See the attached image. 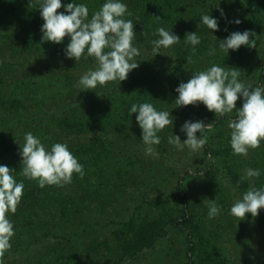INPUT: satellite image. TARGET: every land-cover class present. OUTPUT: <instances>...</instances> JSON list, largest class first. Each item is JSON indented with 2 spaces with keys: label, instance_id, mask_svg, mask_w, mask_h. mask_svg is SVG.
I'll use <instances>...</instances> for the list:
<instances>
[{
  "label": "rangeland",
  "instance_id": "1",
  "mask_svg": "<svg viewBox=\"0 0 264 264\" xmlns=\"http://www.w3.org/2000/svg\"><path fill=\"white\" fill-rule=\"evenodd\" d=\"M185 1L184 13L196 14L198 23L205 13L219 21L220 28L213 33L203 25L168 27L180 37V31L185 28L186 33L198 32L202 54L190 63L176 55L180 46L185 47L186 33L179 44L153 53L151 41L155 29L144 25L136 27L134 43L141 51L136 57L139 66L121 83L110 81L93 89H99L104 95L101 105L82 104L66 110L81 73L75 76L74 85L66 86V79L61 75L25 68L15 73L16 68H9L8 81L0 88L1 93L6 96L25 94L28 88L24 86L31 82V87L38 89V97L45 102L39 114L42 120L34 127L36 133L25 129L22 135L14 134L10 139L7 133L2 135L6 126L0 124V162L10 161L14 155L10 147L15 143L19 148L17 141L23 144L26 132L39 137L48 148L56 142L66 143L69 149L72 144L94 145L86 155L93 165L87 173L88 193L84 202L75 199L74 206L67 210L52 205L43 212V206L39 210L40 217L23 218L19 227L14 223L11 247L0 255V264H201L203 260L210 264H264V219H260L264 208L258 216L249 213L242 220L230 213L234 201L246 190L252 186L264 187V141L250 149L247 156L235 154L228 127L229 120L235 118V109L216 117L203 103L179 107L174 103L179 83L190 79L192 72L212 64L237 67L242 81L264 86V0ZM87 3L95 5L99 0H87ZM143 5L128 7L136 14L134 20ZM38 7L39 0L31 5L29 0H0L1 50L16 43L21 26L30 18L40 16ZM237 18L242 21L240 24L234 23ZM244 30L256 33L257 47L242 45L238 51L229 50V55L219 50L218 40L233 31ZM214 43L217 50L210 55V46ZM7 59L0 54V69ZM145 101L153 103L158 110L172 111L173 115V124L159 133L161 143L155 146L159 153L155 157L145 155L137 114L131 117L128 114L132 103ZM237 106H242V99L237 101ZM17 113L10 115L11 118L17 119L20 116ZM63 113L93 124L84 134L62 130L60 116ZM0 115L4 116V111L1 110ZM94 116L100 121L94 122ZM189 119L214 121L213 127L204 133L207 143L197 152L187 147L178 150L167 143L169 134L180 135L182 141L186 139L180 128ZM19 168L16 175L21 174ZM248 168L260 169L261 175L242 179ZM231 170L241 176L240 182L235 181ZM179 184L186 193V204L173 193ZM65 185H56V193L65 190L67 195L76 197L72 188ZM207 199H215L221 206L220 215L213 219L208 218ZM184 212L194 214L191 223L183 224ZM173 218L176 221L171 222ZM155 219H160L164 225L163 233L153 244L131 256L122 247L123 237Z\"/></svg>",
  "mask_w": 264,
  "mask_h": 264
},
{
  "label": "clouds",
  "instance_id": "2",
  "mask_svg": "<svg viewBox=\"0 0 264 264\" xmlns=\"http://www.w3.org/2000/svg\"><path fill=\"white\" fill-rule=\"evenodd\" d=\"M29 2L31 5L35 0ZM62 7L64 11H58ZM38 8L44 21L40 27L41 43L62 44L65 37H68V43L63 49L66 58L76 61L82 57L95 58V67L89 68L75 83L77 89L93 90L110 81L121 83L139 66L136 57L141 51L134 43L137 32L133 20L125 18L132 13L128 11L124 0H105L91 16L88 5L77 3L76 0L69 3H62V0H39ZM221 15H225L223 10ZM241 22L238 18L234 20L236 24ZM201 25L212 33L220 28L218 18L206 13L200 17L199 27ZM172 29H156L159 38L151 41L153 53H160L161 48L170 49L181 42V37ZM214 39L218 40L215 35ZM183 42L185 46L192 45L195 51V46L201 43V36L198 32H188ZM242 45L257 47L256 33L252 30L233 31L224 39L218 40L219 50L228 55L229 50L238 51ZM216 50L214 43L210 46L209 54H215ZM187 62H191L190 57ZM192 73L190 79L181 81L175 89L178 93L174 102L176 107L199 106L203 103L216 117L230 114L235 109V118L228 123L233 152L247 156L250 149L259 147L264 141V86H253L242 81L241 72L234 66L225 68L212 64ZM241 99L242 106L238 107L237 101ZM133 113L137 114L136 121L142 130L145 155L158 156L155 146L161 143L159 133L173 124L172 111L158 110L153 103L145 101L132 103L128 114L131 117ZM213 122L205 123L202 119L185 120L180 132L185 134L186 139L182 141L180 135L169 134L167 143L178 150L187 147L190 151L197 152L207 143L204 133L213 127ZM17 142L23 165L21 175L36 180L41 188L46 185L62 186L71 182L74 173L81 177L85 174L84 166L66 143L56 142L48 148L32 132L24 134L23 144ZM16 172L15 168L0 164V255L11 247V239L15 233L9 214L16 212L25 188L24 182L16 179ZM260 175V169L248 168L242 179L258 178ZM207 207L209 219L220 215L221 206L215 199H207ZM262 208L264 187L252 186L234 201L230 213L242 220L249 213L253 217L258 216Z\"/></svg>",
  "mask_w": 264,
  "mask_h": 264
},
{
  "label": "trees",
  "instance_id": "3",
  "mask_svg": "<svg viewBox=\"0 0 264 264\" xmlns=\"http://www.w3.org/2000/svg\"><path fill=\"white\" fill-rule=\"evenodd\" d=\"M72 0H62V3H69ZM77 3H86L89 7V14L96 11L94 8L99 7L105 2V0H99V3L88 4L87 0H76ZM124 2L130 7L131 4L135 6H142L137 19L134 20L135 17L134 12L128 10L132 13L128 18L133 20L135 28L138 26L150 27L155 29L154 39H158V35L156 34V29L159 27H164L168 29L169 26H176L181 28L182 26H190L196 27L199 25L198 21L195 19L196 14L188 12L185 14V0H124ZM142 2V3H140ZM58 11H64L63 7ZM193 17V18H192ZM126 18V17H125ZM138 21V22H137ZM43 19L41 16L30 18L28 23H25L21 26L18 36L16 37V43L9 45L6 49L1 50L0 54H4L6 61L3 60L2 67L0 69V88L3 87L8 81L7 71L9 68H16V72L19 69H31L32 71H41L44 73H49L52 75H61L65 77V85H74L75 76L78 73L83 74L89 68L95 67V58L94 57H82L79 61L75 59H69L64 56L63 49L68 43V37H65V40L62 44H55L52 42H43L41 43V31L40 27L43 23ZM140 22V24H139ZM197 28V27H196ZM191 28H189L190 30ZM188 29L185 28L183 31H180L181 37L185 35ZM137 40V38L135 39ZM203 46L196 45L195 51H193L192 45H187L185 47H179L176 50V55L185 60H188L189 57L192 59L198 58L199 55L202 54ZM18 58L22 60V62H16ZM14 59V60H13ZM7 65V67H5ZM170 69V68H168ZM74 80V81H73ZM32 83L28 82L24 87L28 88L25 94L21 95H8L1 93L0 89V111H4V116L0 115V124L6 126L3 128V134L7 133L9 138L12 139L14 134H23V130L30 129L36 133V129L34 128L38 122L42 120L41 111L44 106L45 100L41 97H38V89L31 87ZM98 87V86H97ZM98 90H84L77 89L76 87L73 89L74 93L72 94L71 101H68L66 110H72V108H78L80 105L84 106H98L102 104L103 94L99 93ZM99 95H98V94ZM75 98V99H74ZM18 112V113H17ZM20 114L17 119L11 118L12 114ZM5 120H1V119ZM17 120V121H16ZM94 122H99V117H93ZM91 124L82 118L68 115L67 113H63L60 116V125L61 129L65 131L74 132L75 134H84L87 129L92 126ZM21 134V135H22ZM3 137V136H2ZM10 145V144H9ZM6 145L5 147H9ZM84 144H72L70 146L71 152L79 159V162L84 166V175L81 177L79 174L74 173L72 180L70 183H67L65 187H71L74 193V196L67 195V192L56 193L57 186L56 185H46L41 188L36 180H30L25 178L24 176L16 175V179L18 181L22 180L25 184L24 192L20 203L17 206L15 213H10L9 218L14 219L13 224L17 223V226H22L23 218L25 220L28 218H37L40 217L41 207L44 206V211L50 210L49 206L57 205L61 207L62 210H67L69 207L74 206L75 199L80 202H84L86 194L88 193V172L90 171V166L93 165L91 161L86 158L89 149L94 145L93 143L89 146ZM17 145L14 143L10 147L11 151L14 155H12L10 161H6L7 165L11 168H18L21 170L23 165L21 164V157L18 154ZM5 162V161H4ZM5 163V164H6ZM0 164H4L0 162ZM231 175L235 179L236 182H240L241 176L237 174V172L231 170ZM83 192V193H82ZM176 198L182 200L185 204L187 203L186 193L179 184L176 188ZM39 207V209H38ZM27 212V214H26ZM260 219H264V213L260 215ZM194 214L186 213L183 214V224L191 223L193 220ZM24 220V221H25ZM176 221V218L171 219V222ZM14 224V227H15ZM180 224V223H177ZM161 220H152L143 224L142 227L136 230H132V233L125 234L123 237L124 242L122 243L123 249L127 250L131 256L135 255L141 249L153 244L156 239L163 233V227ZM201 264H210L209 262L203 260ZM212 264V263H211Z\"/></svg>",
  "mask_w": 264,
  "mask_h": 264
}]
</instances>
